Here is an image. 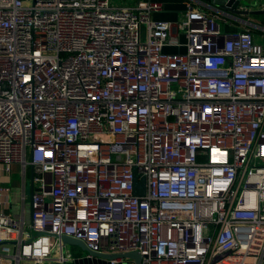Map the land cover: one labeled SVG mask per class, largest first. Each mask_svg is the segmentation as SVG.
Returning <instances> with one entry per match:
<instances>
[{
	"label": "built area",
	"instance_id": "built-area-1",
	"mask_svg": "<svg viewBox=\"0 0 264 264\" xmlns=\"http://www.w3.org/2000/svg\"><path fill=\"white\" fill-rule=\"evenodd\" d=\"M193 1L0 0V264H264V27Z\"/></svg>",
	"mask_w": 264,
	"mask_h": 264
},
{
	"label": "crops",
	"instance_id": "crops-1",
	"mask_svg": "<svg viewBox=\"0 0 264 264\" xmlns=\"http://www.w3.org/2000/svg\"><path fill=\"white\" fill-rule=\"evenodd\" d=\"M155 1L161 2L162 7H163L162 11L156 12L153 14V17L155 19H160V20L177 21L179 18V15L182 14L186 10V6L189 1L192 2L194 5H197V3L194 2L193 0H155ZM207 3L211 5H217L215 0L208 1ZM236 9L237 10L241 9L240 11L244 10L246 12V13L236 12L237 15L239 16L243 15L242 17L249 18L253 21H256L258 22V24L264 27V0H238ZM256 12H262V13H256ZM222 26L225 29V31H231V30L236 29L233 25L228 26L227 24L226 25L223 24ZM254 33H255L256 39L258 41H261V43H264V31L257 29ZM180 40L184 41L185 38L181 35ZM165 51L184 52L185 47L184 46L178 47V46L170 44V45L165 46ZM10 175L8 176V178H3V180H5L8 184L10 182ZM9 186L11 188L9 193L3 192L1 195L0 209H2L6 214H8L12 218H18L21 215V210L24 209L25 217H26L27 215L26 205L29 203V208H30V198H29V201L27 202V197L25 195V198L22 201L21 196L19 197L17 195V190L24 188V191H25L26 179H25L24 185H22V180H21L19 187H16L17 186L16 184L14 186H11L9 184ZM30 188L32 189L31 183H30ZM29 219H30V215H29ZM6 264H9V263H6ZM22 264H27V263H22Z\"/></svg>",
	"mask_w": 264,
	"mask_h": 264
},
{
	"label": "water",
	"instance_id": "water-1",
	"mask_svg": "<svg viewBox=\"0 0 264 264\" xmlns=\"http://www.w3.org/2000/svg\"><path fill=\"white\" fill-rule=\"evenodd\" d=\"M216 4L224 9L230 10L232 12L237 13H246L244 10L240 11L236 9L238 4V0H215ZM262 13V12H256ZM135 185H134V193L135 194H143L145 190L144 186V177L138 178V175H135ZM35 233L33 232V235ZM61 239L64 244L68 245H78L83 249V254L79 257H75L72 264H111L110 261H119L114 264H126L127 260H133L135 264H140L141 257L137 251L125 252V253H102V252H94L91 251L86 244L79 240L72 238L70 236L62 235Z\"/></svg>",
	"mask_w": 264,
	"mask_h": 264
},
{
	"label": "rangeland",
	"instance_id": "rangeland-1",
	"mask_svg": "<svg viewBox=\"0 0 264 264\" xmlns=\"http://www.w3.org/2000/svg\"><path fill=\"white\" fill-rule=\"evenodd\" d=\"M21 182V167L18 163H15L12 165V170H11V175H10V182L9 184L11 186H14L15 184L17 185L16 187H19ZM30 170H27V174H26V187H25V195L27 197V202L29 201L30 198ZM18 189V188H17ZM20 189V188H19ZM20 190H17V195L20 197ZM18 203V202H17ZM26 222H29V215H30V208H29V203L26 205ZM67 248L70 250V252L72 253V255H74L75 257H79L81 256L84 252L83 249L80 248L78 245H68L67 244ZM126 264H135L133 260H127Z\"/></svg>",
	"mask_w": 264,
	"mask_h": 264
},
{
	"label": "trees",
	"instance_id": "trees-1",
	"mask_svg": "<svg viewBox=\"0 0 264 264\" xmlns=\"http://www.w3.org/2000/svg\"><path fill=\"white\" fill-rule=\"evenodd\" d=\"M205 1H207V2H208V1H211V0H205Z\"/></svg>",
	"mask_w": 264,
	"mask_h": 264
}]
</instances>
